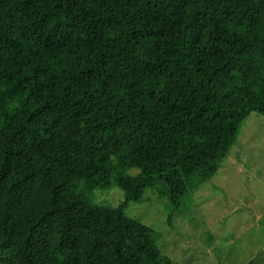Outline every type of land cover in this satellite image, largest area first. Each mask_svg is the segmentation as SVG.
<instances>
[{
  "label": "trees",
  "instance_id": "16d2710c",
  "mask_svg": "<svg viewBox=\"0 0 264 264\" xmlns=\"http://www.w3.org/2000/svg\"><path fill=\"white\" fill-rule=\"evenodd\" d=\"M252 112L264 0H0V264H181L127 208L171 224Z\"/></svg>",
  "mask_w": 264,
  "mask_h": 264
},
{
  "label": "rangeland",
  "instance_id": "374dc122",
  "mask_svg": "<svg viewBox=\"0 0 264 264\" xmlns=\"http://www.w3.org/2000/svg\"><path fill=\"white\" fill-rule=\"evenodd\" d=\"M96 195L112 205L123 199L118 189ZM193 199L171 224L156 194L132 202L127 213L161 230L163 252L181 264H264V115L248 116L218 173Z\"/></svg>",
  "mask_w": 264,
  "mask_h": 264
}]
</instances>
